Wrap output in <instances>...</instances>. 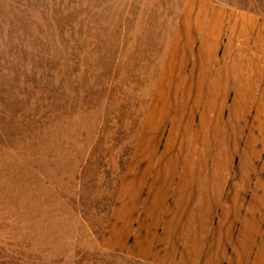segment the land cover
<instances>
[{"label":"rangeland","instance_id":"obj_1","mask_svg":"<svg viewBox=\"0 0 264 264\" xmlns=\"http://www.w3.org/2000/svg\"><path fill=\"white\" fill-rule=\"evenodd\" d=\"M208 1L264 16V0ZM185 3L0 0V264H156L108 246L115 238L131 241L135 214L151 219L157 200L151 205L150 197L142 213L120 209L132 219L121 231L124 218L115 209L138 205L152 175H173L164 165L187 159L175 147L184 137L169 138L164 126L153 128L160 119L150 117L167 52L189 27L183 16L193 6ZM247 122L255 124L250 161L256 168L246 176L250 193H257L255 207L263 209L264 121ZM246 136L227 167L228 186L244 176ZM196 149L202 168L195 171L225 174L222 165L209 164L218 158L216 144L210 153L201 142ZM183 167L181 174L194 171ZM168 197L165 220L178 217L167 211ZM191 216L181 217L188 219L184 227L162 221L157 233L183 240L194 230ZM215 217L204 227L209 240L221 234Z\"/></svg>","mask_w":264,"mask_h":264},{"label":"crops","instance_id":"obj_2","mask_svg":"<svg viewBox=\"0 0 264 264\" xmlns=\"http://www.w3.org/2000/svg\"><path fill=\"white\" fill-rule=\"evenodd\" d=\"M185 5L193 6L183 16L189 26L185 29L187 36L174 39L167 52V63L163 64L158 90L151 101L150 117L157 119L156 122L160 119L153 128L164 126V135L169 138L184 137L182 141L176 139L178 146L175 147L176 153L185 152L187 159L182 166L180 161L164 165L165 171L169 167L173 172L176 169L175 175L173 172L167 177L152 175L143 187L145 195L137 197L138 205L129 201L115 209L124 218L119 220L121 231L132 222L130 217H124V211L129 208L142 213L141 207L150 197H153L151 205L157 200L158 209L154 206L149 213L151 219L144 216L140 219L135 214L136 227L131 241L121 238L117 242L115 238L114 244H109L108 235L105 241L112 249L131 252L135 258L156 264H264V208L255 207L257 193H250L252 180L246 176L250 168L252 171L256 168L250 161L255 156L252 147L255 137L250 127L255 124L247 121L252 118L259 123L264 121V16L235 10L216 1L187 0ZM240 121L248 127L247 133ZM154 133L158 135V131ZM244 133L247 139L239 164L244 176H236L228 186L230 171L227 169ZM200 142L209 153L217 145L213 154L218 158L209 164L222 165L227 175H223L224 171L220 175L215 171L213 174H218L214 176L195 171L194 168H202V164L196 163L200 162L196 149ZM184 165L194 171L181 174ZM261 167L264 170V162ZM168 196L172 207L167 211L178 216L168 218L170 223L173 220L184 227L188 219L181 217L195 218H191L194 230L183 240L175 241L174 236L162 240L164 236L158 234V225L168 220L164 212L169 204ZM213 215L217 226H221V234L209 240L204 227ZM260 232L262 236L257 239L256 233ZM160 248L169 249L166 256L158 254Z\"/></svg>","mask_w":264,"mask_h":264}]
</instances>
